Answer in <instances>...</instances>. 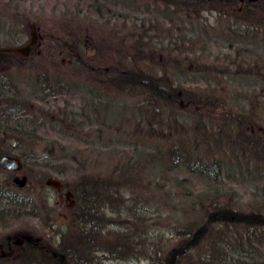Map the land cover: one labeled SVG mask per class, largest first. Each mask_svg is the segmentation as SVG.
Masks as SVG:
<instances>
[{
  "label": "rangeland",
  "instance_id": "rangeland-1",
  "mask_svg": "<svg viewBox=\"0 0 264 264\" xmlns=\"http://www.w3.org/2000/svg\"><path fill=\"white\" fill-rule=\"evenodd\" d=\"M43 1L46 9L37 22L45 36L42 53L0 56V140L7 144L13 138L16 152L30 158L19 171L3 170L0 183L10 186L14 176L25 175L28 184L20 193L30 195L41 211L16 220L2 217L0 238L21 245L24 236H38L55 250L72 225L68 210L75 204L78 183L118 178L122 165L134 166L124 176L131 182L113 187L110 201L101 202H107L109 221L103 230L108 248L123 236L125 253L118 259L99 253L97 264H160L204 220L199 202L206 196L240 217L264 215L260 145L253 152L244 150L249 146L230 152L224 140L215 146L203 137L211 124H221L230 129V141L239 137L246 144L248 133L236 132L239 117L259 124L264 135L263 0H235V15L223 11L225 0H193L186 9L180 0ZM78 1L89 9L79 21L91 28L93 52H102L98 43L107 47L111 37L126 42L125 59L102 56L96 60L99 65L164 75L188 99L207 96V103L188 105L184 98L175 106L170 101L149 103L137 87L124 83L125 88H117L112 77L72 74L75 61L62 63V56L47 49H52L48 44L56 48L55 36H69L65 32L74 26L72 7ZM109 9L115 17L110 25L100 11ZM9 22L0 19V48L18 45L9 35ZM183 40L189 43L185 47ZM209 98L216 106L211 107ZM2 110L10 111V123L3 120ZM167 152L169 162L163 159ZM46 178L60 181L61 189L46 186ZM66 192L72 194L65 199ZM52 207L53 223L48 217ZM254 229L240 221L207 224L178 263L262 264L264 224Z\"/></svg>",
  "mask_w": 264,
  "mask_h": 264
},
{
  "label": "trees",
  "instance_id": "trees-1",
  "mask_svg": "<svg viewBox=\"0 0 264 264\" xmlns=\"http://www.w3.org/2000/svg\"><path fill=\"white\" fill-rule=\"evenodd\" d=\"M181 5L180 7H189V3L193 0H180ZM221 2V0H218ZM234 1L235 0H225L223 2L224 7L227 8L226 13H230L235 15L239 13L234 8ZM262 0H257V2H261ZM201 2V0H200ZM264 2V0L262 1ZM76 4V3H75ZM74 16V15H73ZM72 16V17H73ZM76 20V18L74 17ZM191 45L194 44L192 40H190ZM184 43V44H183ZM182 45L185 47V41L183 40ZM228 45H231L228 44ZM183 47V48H184ZM180 49H176L178 52ZM173 59V58H172ZM185 59V57L183 58ZM175 60V58H174ZM96 64L94 68L98 69ZM92 66V64L90 65ZM101 68L100 70L103 72V65H99ZM85 70V74L88 77H112L113 79L111 82L117 88H125L124 83L126 86L129 87H137L139 92L138 94L142 95L144 100L149 103L159 102L163 103L169 101L176 105V100L178 99H187L188 105H195L201 107L205 105L208 101L205 96L204 98H189L187 97L185 90H179L172 86V82L167 80L164 81V75H155V74H148L145 71L143 73H135L126 71L123 75L118 73H110L104 74L100 72V74H93L89 71V66H82ZM119 83H115L116 81ZM2 81H0L1 83ZM122 82V83H121ZM2 84V83H1ZM123 85V86H122ZM172 86V87H171ZM211 107L216 106V101L214 99H210ZM235 119V118H234ZM12 119L10 117L5 120V123H10ZM238 120V135L248 133V142L241 140L239 137L234 138V141H230V129L228 127L223 126L222 129L221 124H211L208 127V130L203 131V137L207 140L214 141V145H221V140L225 142L227 151H232V147H236L234 151L240 152L243 150L245 146H249V148L244 149L250 152H253V148H255L256 144L260 145V151L264 154V136L263 128L259 126V124H255L254 122L247 121L244 118L239 117ZM246 120V121H244ZM243 123V124H242ZM241 125V126H240ZM240 126V128H239ZM259 128H261L259 130ZM214 130V132H212ZM217 134L216 140L214 135ZM223 138V139H222ZM13 139V138H12ZM10 139L7 144L5 141H1V147L3 149L0 151V158L3 156H15L20 159L22 162V166H26V160L30 159L27 158L28 155L22 154L20 152H16L15 146L12 143H15V140ZM217 142V143H216ZM3 145V146H2ZM6 145V147H5ZM5 147V148H4ZM225 148V149H226ZM169 151V150H168ZM230 151V152H231ZM242 152V151H241ZM170 153H165L163 159H166L165 162H169L171 159ZM132 165H122L120 170V175L118 178H104L102 181H93L92 178L84 179L81 183H78L77 195L75 199V204L68 210L69 220L71 221L72 225L69 226L67 229V237L62 240L57 246H55V250H50L44 244L38 242H25L21 245H15L11 238H0V264H97L99 261V257L96 256L99 253H103L109 259H118L122 258L121 256L125 253L126 247L123 242V236L121 238H116V244L108 248L105 236L106 233L104 232V226H107L109 219L106 218V210L105 205L107 202H101L102 198H107L108 202L112 195L115 194L111 189L113 187H117L120 184L127 185V182H131V179L125 178L124 176H129V173L134 171ZM122 169V171H121ZM2 172L0 168V173ZM122 173V174H121ZM115 177V176H113ZM106 179V180H105ZM27 187V185L25 186ZM23 189V188H22ZM25 189V188H24ZM213 196H206L204 201L199 202V215L204 217V220L195 224L193 233L189 237L188 240H182L176 243L173 247L171 253L166 254L164 258L161 259L160 264H179V259L183 253L187 250L193 248L196 242V234L202 232L207 224H226L228 222L236 223L239 220L235 213L231 210L219 208L214 201ZM47 202V201H46ZM103 203V204H102ZM41 206H38L35 203L34 199L31 198L28 194L20 193L19 189H15L10 185H5L4 183H0V219L2 217H9L11 219H18L22 216H36L39 214ZM53 209L50 208L49 218L51 223H53ZM242 221L241 223L248 226L249 229L255 228L256 226L264 224V215H259L257 213L247 214L241 216ZM108 220V221H107ZM73 229V231H72ZM72 231V232H71ZM249 230L247 233H250ZM181 234V232H179ZM184 235H189L188 233H184ZM179 236V235H178ZM32 238H38L32 237ZM38 252V255H37ZM264 264V263H262Z\"/></svg>",
  "mask_w": 264,
  "mask_h": 264
},
{
  "label": "flooded vegetation",
  "instance_id": "flooded-vegetation-1",
  "mask_svg": "<svg viewBox=\"0 0 264 264\" xmlns=\"http://www.w3.org/2000/svg\"><path fill=\"white\" fill-rule=\"evenodd\" d=\"M8 3L6 4H0V19L7 17L9 19L10 25V34L12 40L14 43L21 45L26 43L29 40L30 37V30L31 28L34 29L38 41L37 45L33 47L28 54L27 57L36 54L39 55L42 53V46L44 41V35L41 34V28L38 25L37 22L41 20L40 16H42V13L44 9H46L44 5L43 0H7ZM240 1V0H239ZM39 2L37 6V3ZM243 2V1H241ZM87 7V6H86ZM85 6L81 5L78 1L72 8L74 12V17L76 20L74 21V26L70 27L71 29L67 28L65 33H68L69 36H55L56 41V48L52 47V44L50 47L52 49H47L49 52L55 50L57 55L62 56L61 61L62 63L71 64V61H75V70L73 69V73L77 74H85L87 70H85L82 66H89V71L93 74H100L102 72L100 70V66L97 65L98 69L94 68L96 64H99L100 62H97L96 60H100L102 56L107 57L110 61L113 59H125L126 57H123L124 54V47L126 45V42L123 39H117L115 37L109 38L107 42V47H105V43H98V45H101V48L103 47L102 52H93L92 49V43H90V27L83 26V22H80L79 19L81 18L82 14H86L89 12V9H86ZM102 9V8H101ZM92 11H96L91 9ZM35 13L33 14V12ZM91 11V12H92ZM104 13V16L109 19L108 25L111 24L112 19L115 17L112 16V12L109 10H100ZM38 12V13H37ZM42 12V13H41ZM90 12V14H91ZM96 12L99 13L97 10ZM98 22L101 23V20L103 21V16L98 14ZM35 21H32V20ZM100 20V21H99ZM103 23V22H102ZM94 26V25H93ZM93 28V27H92ZM114 36L113 34H109V36ZM26 38V39H25ZM24 39V40H23ZM85 40V41H84ZM84 41V42H83ZM102 50V49H101ZM97 52V53H96ZM4 53H0V56H2ZM12 55L19 56L16 53H11ZM22 57V56H19ZM25 57V58H27ZM95 58V59H94ZM92 64V66H90ZM107 65V64H106ZM125 71V70H124ZM123 70H119L116 66L110 64L107 66H104L103 72L104 74H110L112 72L119 74H124ZM261 128H259L260 130ZM264 136V135H263ZM264 138V137H263ZM67 193V192H66ZM72 194V193H71ZM64 197L66 199V195L64 194Z\"/></svg>",
  "mask_w": 264,
  "mask_h": 264
},
{
  "label": "water",
  "instance_id": "water-1",
  "mask_svg": "<svg viewBox=\"0 0 264 264\" xmlns=\"http://www.w3.org/2000/svg\"><path fill=\"white\" fill-rule=\"evenodd\" d=\"M243 1V0H240ZM249 1H254V0H249ZM30 37L29 40L21 45L18 46H13V47H5V48H0V53H16L19 56L22 57H27L28 54L30 53L31 49L37 45V35L34 31L33 28L30 30ZM181 105V102H180ZM22 164L21 161H19V158L17 157H9V156H4L0 159V167L2 169H7V170H12V171H18L20 170ZM27 178L25 175H22L21 177L15 176L12 178L10 184L15 187V188H25L27 184ZM44 184L46 186H49L55 190L61 189V182L58 180H54L52 178H47L44 180ZM66 197L69 198L71 196L70 192H67ZM24 241L26 242H38L37 239L32 238L30 236H24L23 237ZM22 240H19L18 243H20Z\"/></svg>",
  "mask_w": 264,
  "mask_h": 264
},
{
  "label": "bare ground",
  "instance_id": "bare-ground-1",
  "mask_svg": "<svg viewBox=\"0 0 264 264\" xmlns=\"http://www.w3.org/2000/svg\"><path fill=\"white\" fill-rule=\"evenodd\" d=\"M101 48V47H100ZM101 49H103V47L101 48ZM125 72V71H124ZM79 75V74H78ZM121 75H123V74H121ZM5 114V116H4V118H3V120H6V119H8L9 117H11V115H10V111H4V110H2ZM2 112V113H3ZM1 114V113H0ZM4 157V156H3ZM9 157H12V156H9ZM13 157H15V156H13ZM12 157V158H13ZM2 158V157H1ZM0 158V159H1ZM18 158V157H17ZM19 161H20V159H19ZM21 164H22V162H21ZM22 167V166H21ZM1 168V167H0ZM21 169V168H20ZM1 170L3 171V170H7V169H2L1 168ZM9 171H12V170H9ZM19 171V170H18ZM14 172H16V171H14ZM22 176V175H21ZM21 176H18V177H21ZM15 177V176H14ZM27 178V177H26ZM47 179V178H46ZM27 184H28V181H27ZM26 184V185H27ZM19 189V188H18ZM217 205V204H216ZM235 213V212H234ZM235 215L237 216V219L239 220V221H242V219H241V217L240 216H238V214L237 213H235ZM26 236H29V235H26ZM30 237H32V236H30ZM35 239H37V238H35ZM39 239H37V241H38Z\"/></svg>",
  "mask_w": 264,
  "mask_h": 264
}]
</instances>
